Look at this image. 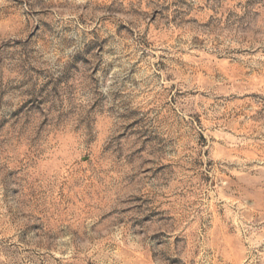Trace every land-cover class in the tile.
Segmentation results:
<instances>
[{
	"label": "clouds",
	"instance_id": "9594fccd",
	"mask_svg": "<svg viewBox=\"0 0 264 264\" xmlns=\"http://www.w3.org/2000/svg\"><path fill=\"white\" fill-rule=\"evenodd\" d=\"M0 264H264V0H0Z\"/></svg>",
	"mask_w": 264,
	"mask_h": 264
}]
</instances>
